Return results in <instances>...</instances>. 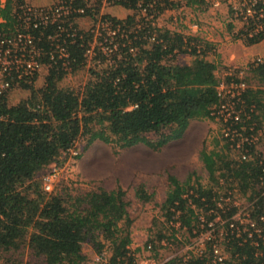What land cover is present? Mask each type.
Here are the masks:
<instances>
[{
	"label": "trees",
	"instance_id": "obj_1",
	"mask_svg": "<svg viewBox=\"0 0 264 264\" xmlns=\"http://www.w3.org/2000/svg\"><path fill=\"white\" fill-rule=\"evenodd\" d=\"M59 1L83 12H72L64 23L42 24L24 20V0L0 1L3 47L16 34H29L47 67L39 87L33 84L36 74L18 77L20 71L14 65L5 73L10 86L0 93V253L20 255L19 250L27 248L43 264H81L87 259L83 244L91 243L97 252L106 253L103 264H135L129 248L132 220L126 190L117 184L111 190L99 187L74 195L47 193L36 176L51 164L64 165L78 140L85 141L84 149L98 140L118 149L142 144L160 151L181 139L191 121L216 119L214 111L222 99L216 89L217 65L205 57L210 43L199 48L196 37L154 24L168 9L202 8L207 0ZM103 3L133 13L123 19L100 14ZM98 15L96 33L94 27L87 31L77 27L76 18L87 16L96 22ZM104 22L109 24L104 26ZM248 23L234 37L246 44L262 41L263 32L253 34L254 20ZM94 35L102 44L94 45L92 58L99 62L89 68L90 77L80 90L61 86L68 73L85 65V51ZM57 43L68 53L66 66L58 58ZM103 47L111 49L109 56ZM181 53L188 54L191 61L176 62ZM250 71L264 83V61L250 64ZM13 86L29 95L10 104L8 91ZM263 92L247 86L237 101L242 118L239 125L246 131L264 124ZM219 141V150L212 147L200 153L207 184L191 174L183 180L167 175L168 189L160 210L172 234L158 231L156 237L157 241L175 238L178 230L197 236L210 230L208 223L217 215L225 223H214L203 251L193 248L187 258L175 256L166 264H217L214 245L220 247L224 264H264V159L252 145L244 143L238 150L230 137L221 135ZM81 155L77 153L76 158ZM134 196L145 203L152 193L138 184ZM225 197L248 202L244 210L248 216L236 226L229 224L237 208L225 203ZM250 222L255 226H249ZM219 232L223 248L212 239ZM146 243L152 244L156 258L153 240Z\"/></svg>",
	"mask_w": 264,
	"mask_h": 264
},
{
	"label": "rangeland",
	"instance_id": "obj_2",
	"mask_svg": "<svg viewBox=\"0 0 264 264\" xmlns=\"http://www.w3.org/2000/svg\"><path fill=\"white\" fill-rule=\"evenodd\" d=\"M55 1L24 0L22 16L25 19L27 11L33 13L35 9L51 6ZM246 1L207 0V4L202 8L181 6L177 9H168L155 18L154 24L186 36L196 37L199 48L204 42H209L210 49L206 50L205 57L216 63L218 80H224L227 83L242 80L246 86L264 91V83L250 71V64H253L256 58L264 57V39L258 42L259 44L252 46L253 44H246L242 38L234 37L242 22L234 16L233 10L234 7L238 8L244 5ZM215 2L217 5H214ZM99 13L123 19L133 11L118 5L103 3ZM99 19V15L96 22L87 16H80L76 18L77 27L84 31L94 27L96 33L99 30ZM213 20L215 24H212ZM230 24L234 26H230ZM228 27L235 28H229V31ZM216 39L219 40V44L222 43V46L214 44ZM97 40V36L94 35L93 41ZM17 43V41H13L11 46L14 47ZM225 45L232 46L230 54L223 50L222 47ZM94 60L92 57L87 58L85 65L79 70L68 73L61 80L60 85L75 90L82 89L90 77L89 68L95 67L99 62ZM190 61L191 57L188 54L181 53L176 57V62L181 64ZM46 73L47 67L42 65L40 71L36 73L33 83L36 87L43 84ZM28 95V91L13 86L9 88L8 100L10 104H16ZM259 128L261 130H258L256 135L264 147V135L262 134L264 124ZM221 135L222 122L216 118L214 120L191 121L181 139L168 143L160 151H154L142 144L118 149L113 144H106L98 140L84 149L85 141L78 140L70 150L65 164L59 165V173L57 179L52 183L53 191L51 193L67 192L74 195L99 187L111 190L119 184L126 190L130 202L128 211L132 220L131 238L132 242L138 243L137 247L129 245L134 255L150 256L151 252L146 250L143 252L140 249L146 245L149 239H152L154 246L157 247L155 250L157 249L156 259L158 261L169 260L175 256L187 258L193 248L196 251L205 247L213 230H206L192 237L182 230H178L175 233V238L157 241L156 233L158 231L167 235L172 234L170 228L165 226V222L163 223L164 216L160 210V205L164 201L168 189L167 175L170 173L183 180L191 174L193 178L197 176L203 184H207L208 174L200 159V153L212 147L219 150ZM79 152L82 155L76 158V154ZM51 165L36 176V180L40 181V184L42 176L50 171ZM138 184H144L146 190L152 193L149 202L143 203L136 200L134 187ZM237 200L241 203L245 201L244 198ZM219 233V237L212 235V239L215 238L217 244H220L222 239L221 232ZM220 245L223 248V245ZM138 247L139 251H134ZM19 251L20 255L11 251L0 253V264H43L29 254L27 248ZM82 251L86 254L87 259L81 264H96L92 258L97 250L91 243L83 244Z\"/></svg>",
	"mask_w": 264,
	"mask_h": 264
},
{
	"label": "built area",
	"instance_id": "obj_3",
	"mask_svg": "<svg viewBox=\"0 0 264 264\" xmlns=\"http://www.w3.org/2000/svg\"><path fill=\"white\" fill-rule=\"evenodd\" d=\"M258 8H255V4L258 3ZM214 5H217L215 2ZM82 13V9H72L70 6L66 5L61 1H56V3L51 6L35 9L33 13H26L25 21L28 22H39L42 24H49L58 22L64 23L68 21V16L72 13ZM233 14L235 17L239 18L242 22V25L248 26V21L251 19L254 20V28L253 34L263 32L264 33V0H247L244 5L241 7H234ZM24 17V16H23ZM72 24V23H71ZM109 23L104 22L103 25L107 26ZM75 32V29H72V33ZM114 34L110 32V35ZM16 38L12 40H7L9 45L4 48L3 40L0 39V93L2 90L8 88L10 86V82L5 78V73L9 74L10 70L13 68V65L20 71L18 77L21 76H34L37 72L40 71L41 66L43 65L40 61V50L36 48L33 43V39L29 34L18 33L16 34ZM13 41H17L18 43L13 47L11 46ZM85 51V55L90 58L94 55L93 46L101 45L102 42L93 41ZM56 49L58 52V58L62 62V66H66L68 63V53L65 51V48L62 44L57 43ZM104 53L109 56L111 49L107 50L106 47H103ZM110 60V58H109ZM263 58H256L255 62H262ZM4 76V77H3ZM246 84L244 81L240 80L239 82H230L227 83L224 80H219L218 85L216 87L217 93L219 97H221L222 102L215 109L214 114L216 118L220 119L222 122V136L230 137L231 140H236L235 148L240 149L241 146L246 143L247 145L254 146L257 151L260 153L261 157L264 159V147L260 144V141L256 135L258 130L261 128L255 129L254 126H250L248 131L244 126L239 125L242 122L240 110L237 109V101L240 99L241 92L246 88ZM261 132V131H260ZM264 135V132L262 133ZM71 150V149H70ZM74 153V152H73ZM75 154V153H74ZM246 155L243 154L242 158H245ZM59 173V166L56 164L51 165L50 171L45 173L41 178V187L42 190L51 193L53 191L52 183L57 179ZM221 194L220 200H222ZM220 200H218L217 205L221 207ZM225 203H228L229 206L236 207V213L232 216V223L229 226H236V222H242V217L247 215L244 210L248 206V202L244 201V203L239 202L237 199L231 200L230 197H225ZM217 222L218 226H223L225 220L217 215L213 222H209L208 226H214V223ZM249 226H255L254 222H250ZM210 230H213V228ZM147 248L145 249L152 254L150 256H135L136 261L135 264H166L167 260L158 261L152 252V244L146 243ZM200 251H203L200 249ZM144 252V250H143ZM213 261L217 264H224V257L220 252V248L216 245L213 246ZM92 260L96 264H103L106 262V253L104 251L96 252L93 254Z\"/></svg>",
	"mask_w": 264,
	"mask_h": 264
},
{
	"label": "crops",
	"instance_id": "obj_4",
	"mask_svg": "<svg viewBox=\"0 0 264 264\" xmlns=\"http://www.w3.org/2000/svg\"><path fill=\"white\" fill-rule=\"evenodd\" d=\"M0 1H1V4H2V2H3L4 0H0ZM214 18H216V17H214ZM212 24H215V21H214V20H213ZM218 39L221 40V38H218ZM218 39L215 40L214 44L217 45V46H222V43L219 44V42H218L219 40H218ZM257 44H259V43L253 44L252 46H255V45H257ZM231 47H232L231 45H225V46L222 47V48H223V50H225L226 52H228V53L230 54V52H231V49H230V48H231ZM130 245H131V246H134V247H137L138 243L131 242ZM139 249H140V248L138 247V248H136V250H134V249H133V250L137 252V251H139ZM142 250H145V249H144V246L141 247L140 251H142Z\"/></svg>",
	"mask_w": 264,
	"mask_h": 264
}]
</instances>
